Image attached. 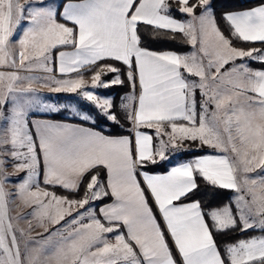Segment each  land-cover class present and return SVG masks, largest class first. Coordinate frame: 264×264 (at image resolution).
Here are the masks:
<instances>
[{"label":"snow or ice","instance_id":"snow-or-ice-1","mask_svg":"<svg viewBox=\"0 0 264 264\" xmlns=\"http://www.w3.org/2000/svg\"><path fill=\"white\" fill-rule=\"evenodd\" d=\"M174 12L189 19L178 20ZM222 19L228 36L211 0H0V69H9L0 70V264H264V67L243 62L264 65V48L233 45H264V3ZM148 28L153 40L180 36L194 50H151ZM84 71L92 72L90 82ZM125 80L131 91L119 109L128 136L32 118L60 111L40 101L33 87L40 84L78 94L119 124L113 99L94 90ZM142 129H155V147ZM184 141L216 154L179 163L167 174L138 171L170 159L169 150L188 151ZM257 170L262 174L252 177ZM18 173L24 176L9 192L5 186ZM41 174L44 185L70 194L83 185V195L41 188ZM198 177L234 191L233 202L205 211L191 200ZM108 196L113 202L100 207L98 217L91 204ZM17 199L32 209L28 216H10ZM21 219L27 229L18 227ZM250 231L262 235L223 247L214 235Z\"/></svg>","mask_w":264,"mask_h":264},{"label":"trees","instance_id":"trees-1","mask_svg":"<svg viewBox=\"0 0 264 264\" xmlns=\"http://www.w3.org/2000/svg\"><path fill=\"white\" fill-rule=\"evenodd\" d=\"M65 2V0H62ZM264 0H212V6L214 9L215 13V18L216 21L221 29V31L228 36L229 35V27L228 25L224 22L222 19V16L225 12H231V11H236V10H241V9H246L253 7L255 5H258L260 3H263ZM199 9H197V14L199 13ZM173 15L175 18L183 20L186 18V15H181L178 12H174ZM59 20V17H57ZM151 28H148L146 32L144 33V38H145V46L148 47L151 50L155 51H164V50H171L180 54L186 53L191 45L187 44L184 39L180 36H177L176 39L170 40V39H157L153 40L150 37L151 33ZM233 45L239 48H244L248 49L251 47H257V48H264V45L260 43H255V44H250V43H242L237 40H233ZM107 63H113L112 61H108ZM250 65L254 68H262L264 65L259 64V63H253L250 61ZM117 67H120L119 64L116 65ZM84 78L86 79H91L92 72L90 71H84L83 73ZM123 79V77H122ZM114 89L112 94L114 93L115 95L113 96V112L116 113L117 118L119 119L120 123L115 124L112 121L106 119L103 115L100 114L99 110L92 106L91 104L87 103L86 101H79L78 104L81 106V111L93 119V121H85L79 118V116H67L63 113V108L60 111V113H54L50 115H43L39 114L36 117L37 118H45V119H54V120H61V121H68L76 124H81L88 126L90 128L96 129L108 136H128L130 135L129 131V124L124 118L123 112L120 111L119 105L121 103V98L128 94L131 89L130 86L125 80L123 85H117L114 86ZM137 91V89H136ZM60 96V95H58ZM73 96V97H72ZM70 100L74 101L76 99V95H72ZM197 98L199 99V92H197ZM66 112V110L64 111ZM143 131H147L148 133L153 135V141H154V147L156 145V138L154 135V129H142ZM215 151L213 149H210L208 147H201L199 149H196L194 151H187L185 153H182L181 159L184 161H190L193 158H196L197 156L204 155V154H209V153H214ZM177 162H171L168 163L166 160L162 161L158 164L152 165L149 164L145 168H141L138 171L143 172L147 171L149 173H165L168 172L169 169L174 166ZM95 169L93 170V173H95ZM99 175L100 179L105 181L106 177V172L104 168L99 169ZM138 179H141L140 176H138ZM142 181V179H141ZM197 182L199 184V190L196 192L194 196L191 197V200H198L200 201L202 208L207 211L209 209H219L223 206L229 205L232 203V197L234 194V191L232 190H227L219 187H212L208 184H206L203 179H200L199 177L197 178ZM141 187H145L143 182L141 183ZM48 188L52 191H54L57 195L59 196H70L71 198H76L79 199L81 195H83L84 187L81 185L80 192L78 194H70L68 192L63 191L60 188H51L48 186ZM147 190H145L146 193ZM110 198H107L105 200H101L99 203L108 201ZM190 202V201H185ZM207 218V217H206ZM217 243L220 247H223L225 243H230L234 242L238 239L242 238H247L249 236H260L262 233L258 231H250L246 234H241L239 232H229L226 235L224 234H219V233H214Z\"/></svg>","mask_w":264,"mask_h":264},{"label":"rangeland","instance_id":"rangeland-1","mask_svg":"<svg viewBox=\"0 0 264 264\" xmlns=\"http://www.w3.org/2000/svg\"><path fill=\"white\" fill-rule=\"evenodd\" d=\"M57 2L62 4L63 1L62 0H57ZM211 6H212V0H211ZM212 8H213V6H212ZM24 27H25V25L23 24V26L21 25V27L17 30V33L15 35V39L16 40L22 34V30H23ZM193 50L194 49L191 48V50L189 52H187V53H190ZM0 70L9 71V69H0ZM20 74L21 75H28L29 73L21 72ZM31 75H43V73L34 72V73H31ZM111 78H112L111 77V74L108 75V76H104L103 77V79H105V80H109ZM84 79L86 81H89L90 82V79H86V78H84ZM33 87H35L38 90L39 99H40L41 102H43V103H50V104H53V105H57V106L60 107V111L63 108L64 111L66 110V112L63 111V113L65 115H67V116L73 115V116L76 117L77 116V114H76L77 112H80L81 114H83V112L81 111L82 110L81 109V106L78 104V102L81 101V100H83V101H86V100L82 99L78 94H71V93H53V92L50 91V89L48 87L42 86L40 84H33ZM113 90H115L114 89V86L113 87H110V88H97L94 91H95L96 94H98L101 97H111L113 99L114 98L113 96L115 95L114 93L112 94ZM58 95H60V96H58ZM72 95H76L75 97H76L77 100H74V101L72 100L71 101L70 98L73 97ZM87 103H89V102H87ZM89 104H91V103H89ZM60 111H57V112H35L34 114H32V118L33 119H36L37 118L36 116L39 115V114L50 115V114H54V113H60ZM89 121H93V119L91 118V120H89ZM154 133H155V129H154ZM184 147L187 148L188 151H194L196 149L201 148V147L198 148L197 143L190 142V141H184ZM182 153H185V152H173L172 150H169V152L166 153V155H169L170 156V159H168L166 161L168 163L182 161L183 160V159H181ZM7 171L10 174L13 173V169L11 167H8ZM261 174L262 173L259 170H257V172L251 173L250 175L252 177H257V176H259ZM22 176H24V173H18V174L13 175L12 176V179H11V182L7 183L6 186H5V187H7L6 190H8L9 192H15V190H16V182ZM235 195H236V193L234 192L233 197H232V202H233V200L235 198ZM100 201L101 200H97V201L93 202L91 204V206L96 209L97 208V205L99 204ZM18 206H20V208H19V211H20V214H21L20 217L21 216H28V214L32 211L31 208L24 207L23 204L21 203V201L17 199L14 204L13 203H10L9 204V207L12 210V216L14 218L19 217L18 214H17V212H16ZM86 207H88V206H86ZM80 211H84V210L83 209H80ZM73 215H75V213H73ZM14 222H16V221L14 220ZM61 223H63V221ZM18 227L19 228H23V229H27L28 228V224H27V222L25 220L21 219V220L18 221ZM36 234H37V232H33L32 233L33 236H35ZM115 235H116L115 232L114 233L107 234V236H108L109 239H113ZM21 248L23 250V241H21Z\"/></svg>","mask_w":264,"mask_h":264},{"label":"crops","instance_id":"crops-1","mask_svg":"<svg viewBox=\"0 0 264 264\" xmlns=\"http://www.w3.org/2000/svg\"><path fill=\"white\" fill-rule=\"evenodd\" d=\"M21 2H23V0H21ZM64 2H62V4H63ZM264 3V2H263ZM261 4V3H260ZM260 4H258V5H255V6H253V7H256V6H259ZM253 7H250V8H246V9H251V8H253ZM246 9H241V10H246ZM236 11H239V10H236ZM232 12V11H231ZM197 14V13H196ZM197 15H199V13L197 14ZM177 19V18H176ZM187 19H189V17L187 16L186 18H184L183 20H187ZM178 20H180V19H178ZM182 20V21H183ZM60 22H63V21H60ZM22 26H23V24H22ZM69 26H71V25H69ZM18 30V29H17ZM16 33H17V31H16ZM16 33H15V35H16ZM15 35L13 36V40L15 41L16 39H15ZM257 43H259V42H257ZM191 48L192 47H190V49L187 51V52H189L190 50H191ZM186 52V53H187ZM183 54H185V53H183ZM243 62H246V63H248V65L251 67V68H253V69H260V68H254V67H252L251 65H250V61H243ZM236 63L237 64H240V63H242V61L241 60H237L236 61ZM230 66V65H229ZM229 66H226V67H229ZM73 75H75V74H73ZM138 92H139V88L137 87V94H138ZM36 119H40V120H46V121H50V122H56V123H63V124H67V125H72V126H79V127H83V128H86V129H91V130H93V131H96V132H99V133H102V132H100V131H98V130H96V129H93V128H90V127H88V126H85V125H81V124H76V123H72V122H68V121H61V120H54V119H45V118H36ZM103 135H105V136H108V135H106V134H104V133H102ZM150 134V133H149ZM111 137H122V136H111ZM153 143H154V141H153ZM209 154H216L215 152L214 153H209ZM209 154H204V155H200V156H197V157H202V156H205V155H209ZM182 162H186V161H184V160H182V161H179V162H177L175 165H177V164H179V163H182ZM174 165V166H175ZM173 167V166H172ZM170 170V169H169ZM105 172H106V169H105ZM150 174H167V172H165V173H150ZM141 179H142V177H141ZM106 180H107V172H106V177H105V182H106ZM105 186H106V184H105ZM40 187L41 188H45V187H48V186H46V185H44V183H43V174H41V176H40ZM7 188V187H6ZM49 189V188H48ZM50 190V189H49ZM50 191H52V190H50ZM146 196L148 197V200H149V204H150V206L153 208V211H154V213L156 212V206H155V204H154V202H153V200H152V197H151V195H150V193H148L147 191H146ZM107 198H110L108 201H105V202H102V203H99L98 205H97V208H96V215L99 217L100 216V212H99V208L100 207H103L104 205H108V204H111L112 202H113V198L111 197V196H108V197H105V198H103V200H105V199H107ZM187 203V202H186ZM19 208H20V206H18L17 207V214H18V216L20 217V211H19ZM9 209H10V207H9ZM10 216H12V210L10 209ZM13 217V216H12ZM157 218L159 219V214L157 213ZM102 219V218H101ZM207 219V218H206ZM102 222H103V219H102ZM32 223L33 224H35V220H33L32 221ZM37 231L38 232H41V231H43V229H37ZM119 231L120 232H125V228L123 227V225H120V227H119Z\"/></svg>","mask_w":264,"mask_h":264}]
</instances>
